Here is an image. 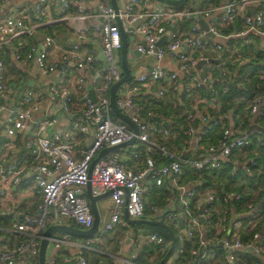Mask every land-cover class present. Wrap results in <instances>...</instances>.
Here are the masks:
<instances>
[{
	"label": "built area",
	"instance_id": "obj_1",
	"mask_svg": "<svg viewBox=\"0 0 264 264\" xmlns=\"http://www.w3.org/2000/svg\"><path fill=\"white\" fill-rule=\"evenodd\" d=\"M48 1L31 0L23 9L8 10L0 17V112L7 109L4 133L0 134V198L9 185L17 183L26 173L32 175L36 191L41 196V201L35 206L36 211L25 213L16 209L11 213L10 225H0V264H39L42 231L48 224L91 226L93 213L86 196L88 182L93 194L111 189L108 218L99 231H113L118 225L127 224L122 218L123 206L131 218L145 217V203L151 210L161 208L149 196L154 188L166 193L160 197V202L169 201L170 206L163 210V217L169 219L175 232L173 248L162 264H209L216 246L224 250L223 258L228 264H264V224L260 221V208L247 203L244 210L236 212L230 203L233 199L238 201L240 193L229 191L218 195L204 186L199 175L203 171L208 174L213 169L228 165L230 175L238 169L249 176L255 174L252 184L264 190L263 165L257 164L252 156H241L242 149L251 145L253 133L256 134V144L264 148V123L261 122L264 93L250 103L251 123L241 128L234 123L229 112L219 110L214 86L221 84L222 78L229 81L238 75L230 62L233 58L242 59L239 47L229 41L230 37H243L246 43L249 40L247 35L253 33L264 40V0H218L216 3L198 0L196 5L186 0L180 6L163 3L160 6L156 0H124L117 13L125 33L130 34L131 25L139 20L132 31L138 35L135 48L140 53L158 62L167 53L177 50L173 54L175 67L172 69L158 65L144 68L131 74L115 90L114 103L135 123L136 133L123 120H112L108 106L109 86L120 76L112 50L119 49L121 44L109 0H98L94 14L99 18L94 29L101 59L94 48L82 46L87 36L83 20L92 16L85 12L83 0H58L64 17L82 20L74 25V42L69 47H62L47 32L43 33L40 39L42 47L39 48L34 41L39 36L34 38V34L36 24L45 23ZM28 8L33 10L37 21L30 23L24 17L23 11ZM212 11L215 12L213 15L210 14ZM198 17L206 19L207 30L211 35L220 37L219 40L205 36V30L197 22ZM184 20L190 21L186 32L172 27ZM233 20H240L241 27L224 34L221 27ZM162 34L165 38L158 45ZM26 35L31 36L33 41L28 44L24 59L19 53H13V57L26 68L29 62H33L41 80L54 74L46 89L38 84L18 92L9 83L10 67L5 58V46L13 39ZM221 38H226V41ZM195 52L200 53L199 56ZM208 53L214 54L217 59L220 76H212L211 69L204 66L199 67L200 73L191 70L197 59L207 58ZM62 61L69 62L70 66L58 72L57 64ZM179 73L181 94L190 100L183 113V132L186 135L184 149L191 154L184 158L155 144L154 134L169 137L171 131L161 122L157 124L144 119L141 106L135 102L138 91L152 89L158 80L170 82L176 89ZM86 84L94 89V99L89 96ZM202 86L207 87L208 95L200 97ZM163 90L159 87L155 96L161 95ZM79 93L80 100L77 98ZM195 94L199 99H190ZM46 100V113L35 117L34 113ZM145 114L152 113L146 111ZM60 115L65 118L64 126L51 129ZM160 119L166 120L162 115ZM22 132L23 137H20ZM214 132L216 137L211 139ZM133 134L135 140L147 145V149L157 147L169 160L155 166L147 158L144 167H136L131 162L123 164L119 155L114 154L99 158L89 174L90 163L100 148L128 139ZM203 138L205 143L200 142ZM20 149L24 151L11 156L12 152H19ZM136 157L137 151L133 150L130 161L133 162ZM148 175L151 179L146 182ZM201 200L205 205L202 220L199 221L197 207ZM213 212H216V219H213ZM178 214L183 218L182 225ZM99 231L78 239L69 238L68 232H62L61 236L53 233L49 243L53 244L56 252L46 257L45 263L57 264L61 259L68 264H87L85 249L101 251L96 247L101 243ZM128 232L133 243L131 258L116 256L114 261L119 264H140L131 259L139 253L142 238L149 247H158L160 257L171 242V239L150 229L143 231L134 227ZM3 233L10 239L6 240ZM185 241L191 245L186 257H183L181 253ZM247 247L250 249L246 250Z\"/></svg>",
	"mask_w": 264,
	"mask_h": 264
},
{
	"label": "trees",
	"instance_id": "obj_2",
	"mask_svg": "<svg viewBox=\"0 0 264 264\" xmlns=\"http://www.w3.org/2000/svg\"><path fill=\"white\" fill-rule=\"evenodd\" d=\"M216 3L218 0H210ZM180 6V5H177ZM190 21L181 22L179 24L173 25L174 29H178L181 32H186L188 30ZM242 25L240 20L235 22V29L240 28ZM225 27V26H223ZM221 30L226 32L230 29L228 28ZM249 39L246 43L243 37H232L229 39L232 43L239 47L241 61H233V66L235 67L236 74V86L227 88L222 87L221 84L216 83L215 86V97L216 101L219 103V110L222 112H229L234 123L239 125L241 128H245L251 123V113L249 111V105L252 100L259 94L264 93V40L260 37L252 34H248ZM197 55V52H195ZM214 69V68H213ZM215 71V69H214ZM213 71V73H214ZM161 87L164 88L163 93L159 96H155L147 101H140L141 114H143L144 119L151 117L152 115L164 116L171 134L169 137H162L160 134H154L155 141L158 145L164 146L166 149L175 151L176 155L180 158L190 156V152L185 150L186 146L184 134L185 119L184 110L188 108L189 99L185 96H180L177 98V87L172 88L170 82H161ZM158 87V86H156ZM199 93L203 95H208V89L206 86H202ZM137 103V102H136ZM150 111L151 115H146L145 112ZM114 113L110 111L112 116ZM154 121V120H153ZM157 123V121H154ZM226 122V120H224ZM261 122L264 123V115L261 118ZM158 124V123H157ZM216 132H214L210 137L214 139L216 137ZM252 143L250 146L242 149L241 156L254 157L257 164L264 165V148L256 144V134L251 135ZM205 143V141L203 142ZM145 153H141L140 150L137 151L136 159L143 158V165L146 164V159L149 158L155 166L167 162L168 157L164 156L157 147H151ZM133 150H136L133 148ZM142 165V166H143ZM264 171V170H263ZM207 171L201 172L199 175L203 178L204 186L210 188L216 192V194H221L222 192L235 191L240 193V199L238 201L232 200L231 206L236 212L244 210L247 203L255 204L260 208V221L264 224V190L257 189L252 184V177L255 175H247L241 169H238L234 175H230L229 166L223 165L221 168L213 169L208 174ZM161 189H153L149 198L158 204V200L153 197L155 192H159L161 196L164 193L160 192ZM230 206V207H231ZM145 213L152 214V210L145 203ZM213 219H216V212L212 213ZM0 223L3 225H10V216L0 217ZM141 224V223H139ZM139 224H135L139 226ZM145 224V223H144ZM150 230L155 231L166 239H170L168 232L160 225L146 224ZM169 226V225H168ZM169 228L174 233L175 230L170 226ZM98 236L101 240L100 244H96V247L101 251L95 249H85L84 253L87 258V264H114L113 258L110 254L116 253L118 250V240L121 238V232L118 229L115 231H99ZM190 242L185 241L183 246V252L181 255L186 257L187 249L190 246ZM153 247V246H152ZM64 250V249H62ZM65 252V251H62ZM224 250L220 246L214 248V255L209 261V264H228L224 261ZM158 249L156 247H149L148 245H142L140 247L139 253L134 256L131 260L140 264H153L154 260L157 263ZM57 264H68L59 259ZM74 264V263H72Z\"/></svg>",
	"mask_w": 264,
	"mask_h": 264
},
{
	"label": "crops",
	"instance_id": "obj_3",
	"mask_svg": "<svg viewBox=\"0 0 264 264\" xmlns=\"http://www.w3.org/2000/svg\"><path fill=\"white\" fill-rule=\"evenodd\" d=\"M30 1L31 0H0V17H2L8 10H11V9L21 10V9H23L25 7V5H27ZM83 1H84V5L86 7L85 12L91 13L92 16L88 17L86 19V21L83 20L84 24L87 27L86 31H85L87 36L84 38V40L82 42V46L86 49H93L94 48L97 52V55L99 56V59H101L102 56L100 54L99 41H98L97 35H95V29H94V25L99 21V18H96V16L94 15L95 11L97 10L98 0H83ZM116 3H117L118 8H119L123 5L124 0H116ZM74 8L75 7H72V9H74ZM23 13H24V17L27 18L28 22L33 23V22L37 21L32 9L28 8L27 10H24ZM81 21L82 20L78 19V18H72V17H67V16L64 17V15H62L60 12L58 0H49L48 5L46 7L45 18L43 21L45 23L36 24L38 26L36 27L34 38L37 36H39V38L34 39V41H36L38 46H39L40 39L43 36V33L48 32V33H51L56 38L57 43H59L62 47H69L70 44L72 42H74L73 39L75 38L74 25L80 23ZM236 21L237 20H233L232 22L225 25V27H223V29L228 28V25H230V29H228L226 32H224L222 30V32L224 34H226V33L233 32L234 30H238L239 28L235 29L236 27H234ZM137 23H138V21H136L135 23H133L131 25V33L130 34L125 33L126 34L127 47L129 49L135 48V42L138 38V35L135 31H132V28H135L134 26L137 25ZM207 37L210 38L209 36H207ZM15 39H18V41L15 42ZM15 39H13L10 44L5 46V50H6L5 58H6V61L8 62V66L10 67L9 83L18 92L24 90L28 86H33V84L35 86L39 84L43 89H46L48 87L47 82L50 79H53L55 77L54 74L51 77H48V78H45L44 80H41L39 78V76L37 75L36 67H35V64L33 62H29L28 66L26 68L25 66L22 65L21 62L18 63V61L13 57V53H19L20 56L23 57L22 59H24V55H25L27 46L31 41H33V38L31 36L26 35L24 37V39H22V37L15 38ZM221 39L223 41H226V38H221ZM175 51H177V50H175ZM175 51H173V53H167L166 55H164L155 65L162 66V67H165L168 69H172L173 67H175L174 62L172 61V58L174 57L173 54ZM199 54H197V55L199 56ZM125 57L127 60H130V61L131 60L134 61V59H135L132 56V53H130L128 50L126 52ZM144 57H145V55H143L141 53L140 59L143 60ZM207 57H209V56L207 55ZM153 61H154L153 59L151 62L147 61L145 66L138 65V67L140 69L138 72H140L144 68L153 66L152 65ZM62 62H64V61H62ZM59 63L61 66L60 68H58ZM59 63L57 64L58 72L60 71V69L65 68L66 66H70L69 62H64V64H62L61 62H59ZM116 64H117V66H119V61ZM201 66H204L207 69H211L212 72L214 71V69H216L215 63L207 61V62L200 64L197 68H194L192 71H194L195 73L196 72L200 73L199 67H201ZM138 72H136V73H138ZM216 72H217V69L214 71L212 76L217 75ZM132 74H135V72H133ZM161 85H162L161 81L158 80V81H155L154 87L152 86L153 87L152 89H150V90L141 89L140 91H138L135 94V102H137V104H139L140 101L145 102V101H147V99H151V98L155 97V90H157L159 87H161ZM181 85H182V79H181L180 73H179L177 76V98L179 97V99H180V96H183L181 94V90H179ZM156 86H158V87H156ZM86 87L88 89V93H89V89H92L94 91V89L91 87L90 84H86ZM80 94L81 93H79V95L77 96V98H79L78 100H80ZM199 96L201 97L202 95L199 94ZM190 99H199V98H196V94H195V96L190 98ZM47 104H48V101L46 100L45 103L42 104L41 109L34 113V116L40 117V116L44 115L46 113ZM6 114H7V109H4L0 112V126H1L0 127V129H1L0 134L4 133L3 126L5 125ZM141 115L143 116V114H141ZM112 116H114V115H112ZM116 116H114L116 118V121H122L118 116L117 117ZM58 117H59V121L55 124V127H51V129L56 128V127L61 128V126H64V124L66 122L65 118L62 115H60ZM147 120H149V119L147 118ZM23 133L24 132H22V134H20V137L21 136L23 137ZM90 137H91V134H90ZM87 141H89V140H87ZM154 142H155V144H157L156 141H154ZM135 147H139V150L141 151V153H143V154L145 153V156H147L146 153L148 151H151V150L147 149V145L145 143L140 142L138 140H135L134 142H132L129 145L121 146L119 148H116V149H113V150L107 152L103 156V158L111 157L114 154H116V155H119V160L122 161L123 164H125V165H127V163L131 162L133 164V166L144 167L146 165V164L145 165L142 164L143 163L142 160H144L143 159L144 157L139 158V159L134 158L133 162L130 161L131 160V152L133 151V148H135ZM150 149H152V148H150ZM21 151H24V150L20 149L19 152H17V150H16L15 152L11 153V156L15 157L16 154L19 155ZM135 151H138V150H135ZM8 156H10V153H8ZM150 179H151V177L149 175L145 177L146 182L149 181ZM164 194H166V193H164ZM155 198H158L157 193H155ZM40 201H41V196L36 191V185H35V182L33 180V177L31 174L26 173V175L22 176L21 179L17 183H14V184L9 185L7 187L5 194L3 196H1V198H0V212L10 213L6 216H10V219H12L11 213L14 212L16 209H19L25 213H31V212L36 211L35 206H37V204ZM202 202L205 203L204 200L203 201L201 200L198 202V204L200 205ZM159 203L160 204L159 205L156 204V206L161 207V208H154L152 210V214L151 215L147 214L145 217H147V218L148 217L159 218L160 214L162 212H164L163 210L168 209V207L170 206L169 201H167L163 204L159 200ZM199 205H198V207H199ZM97 206H98V211H99V227H101L103 222L108 218L109 208L111 206V199L109 197V194L107 196L99 198L97 200ZM6 216H0V217H6ZM181 217L182 216L178 214V221L182 225L183 224V218L181 220L180 219ZM163 219H164V217H163ZM0 225H3V224L0 223ZM116 229H118L121 232V238L118 240V245H119L118 250L116 251V253L110 254V256L113 258V260L115 259L116 256H125V257L131 258V252H132V248H133L132 244L133 243L131 241V233H129V232L127 233V231H130L131 225L128 223L125 225L121 224ZM3 234H5L6 240L10 239L9 235H7L6 233H3ZM123 236H125V237H123ZM127 237H130V242L126 246V248L124 249V254H121L120 251L122 250L121 247H122L123 241ZM55 252H56L55 248L51 247L49 249V247L47 246L46 253L48 255L46 257L54 254ZM161 257L158 258L157 263L154 260L153 264H159ZM163 264H165V262Z\"/></svg>",
	"mask_w": 264,
	"mask_h": 264
},
{
	"label": "water",
	"instance_id": "obj_4",
	"mask_svg": "<svg viewBox=\"0 0 264 264\" xmlns=\"http://www.w3.org/2000/svg\"><path fill=\"white\" fill-rule=\"evenodd\" d=\"M156 1H158L159 3H163V4H168V5H181V4L186 2V0H156ZM192 1H193L194 5H196L198 3V0H192ZM109 2L111 4V6L113 7L114 19H115V22H116L117 27L119 29L121 44H120V51H119V66H118V72H119L120 76L116 80H114L109 86L108 106H109V109L111 112H113L121 120L126 122L132 128L133 132L136 133L137 132V126L135 125V123L130 120V118L126 112L119 110L114 103L115 90L123 81L128 80L133 72L136 73L140 70L138 65L145 66L147 61H150V62L152 61V58L149 57L148 55H146L144 57V59L141 60L140 59L141 53L136 48H130L129 49L127 47L126 34H125L124 28L122 26V23L120 21V18L118 16V13H117L118 12V5L116 3V0H109ZM197 22L200 24L201 28L203 30H205V36L206 37L212 36L210 34V32L207 30V21L204 17H198ZM164 38H165V34H162L161 37L159 38V40L157 41V44L158 45L161 44ZM41 47H42V45H41V43H39V48H41ZM127 50L130 53H132V56L135 58L134 61H132V60L130 61V60L126 59L125 55H126ZM207 61L215 63L216 69H217V74L220 76L221 75L220 66L217 63V59L212 58V57L198 59L195 62V64L193 65V67H191V70H193L194 68H197L200 64L207 62ZM61 63L64 64V62H61ZM156 63H157L156 61H153L152 65L154 66ZM60 67L61 66L59 63L58 68H60ZM220 83L222 86H225L227 88L236 86V80L234 78H232L230 81H227V80L222 78ZM179 90H181V87ZM88 94L92 99L95 98L94 91L92 89H89ZM178 100H179V97H178ZM148 119L154 120L157 122H161L163 125L168 126L167 121L161 120L160 117L157 115H152ZM134 141H135V136L133 134L128 139L122 140V141L114 143V144L105 145L102 148H100L98 153L96 154V156L92 159V161L90 163L89 174L91 173V169H92L93 165L96 163V161H98L99 158L103 157L107 152H109L113 149L119 148L121 146L129 145ZM143 178L144 177H142L141 180H143ZM110 191H111V189H106V190L101 191L99 193L93 194L90 182L87 183L86 195L88 198L90 209L93 213L92 225L87 227V228H83V227H79V226L72 225V224H66V223L48 224L42 231V238L40 241V248H39V264H46L45 261H46L47 246L49 243V239L53 235L54 232H56V231L68 232V233L73 234L75 236L86 237V236L94 235L99 231V211H98V206H97V200L99 198L107 196ZM203 206H204V203L202 202L198 207V212L200 213L199 221L202 220V214L201 213L203 210ZM8 214H10V213L0 212V216H6ZM163 215H164V212H162L160 214L159 218H144V217L131 218L127 215V212H126L124 206L122 209V216H123L124 220L129 224L145 223V224H152V225H160L164 229H166V231L168 232L169 237L171 239V242H170L166 252L161 257L159 264H161L165 260L166 256L171 251V249L173 248V245H174V234L171 231V229L169 228V226L163 221ZM180 219L182 220V217ZM129 242H130V237L125 238V240L123 241L122 247H121L122 248V250L120 251L121 254H124V249L129 244ZM247 249H250V248L247 247L246 250ZM114 264H119V263L115 262Z\"/></svg>",
	"mask_w": 264,
	"mask_h": 264
},
{
	"label": "rangeland",
	"instance_id": "obj_5",
	"mask_svg": "<svg viewBox=\"0 0 264 264\" xmlns=\"http://www.w3.org/2000/svg\"><path fill=\"white\" fill-rule=\"evenodd\" d=\"M159 5L160 6H163V4H161V3H159ZM183 6V5H182ZM215 12L214 11H212L210 14L211 15H213ZM189 20H184V21H181V22H188ZM250 34H252L253 35V33H250ZM232 37H234V36H232ZM232 37H230V38H232ZM229 38V39H230ZM22 39H24V37H22ZM210 39L211 40H219L220 39V37H218V36H215V35H212V36H210ZM18 41V39H15V42H17ZM236 45V44H235ZM119 51H120V48L119 49H113L112 50V56H113V59H114V61L116 62V63H118V61H119ZM197 54H199L198 52H197ZM213 55L214 54H212V53H208V56L209 57H212V58H214L213 57ZM230 59H228V61H229ZM234 60H236V58H233V59H231V62H230V65H231V67L235 70V67L233 66V61ZM216 70V69H215ZM216 74H217V72H216ZM211 75H213V72H212V70H211ZM33 86H35L34 84H33ZM112 118V120H115L116 121V118L114 117V116H112L111 117ZM193 139H194V137H193ZM204 141H206V139H201L200 140V142H204ZM135 149L136 150H139V147H135ZM262 169L264 170V165H263V167H262ZM155 193H157V197L158 198H160L159 196L161 195L159 192H155ZM154 193V194H155ZM158 198H156V199H158ZM160 203H159V200H158V205H159ZM147 214L145 213V216H146ZM150 215V214H149ZM123 218V217H122ZM144 218H147V217H144ZM148 218H151V217H148ZM124 220V219H123ZM163 221L167 224V225H169L171 228H173L174 229V227H173V224L169 221V219L167 218V217H165L164 219H163ZM127 223V222H126ZM129 224V223H128ZM135 224H139V223H133V224H130L131 225V228H134V227H140L143 231H146V230H148L149 229V227H147L146 226V224H144V223H141V224H139V226H137V225H135ZM119 226V225H118ZM117 226V227H118ZM54 234L55 235H58V236H61L62 235V232L61 231H56V232H54ZM69 235V238H72V239H78V238H82V237H80V236H75V235H73V234H68ZM140 243H141V246L142 245H146L145 243H144V238H142L141 240H140ZM53 246V244L52 243H49L48 244V247H49V249L51 248ZM152 248V247H151ZM156 248L158 249V247L156 246ZM214 250V249H213ZM48 254L46 253V256H47Z\"/></svg>",
	"mask_w": 264,
	"mask_h": 264
}]
</instances>
